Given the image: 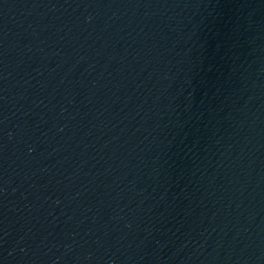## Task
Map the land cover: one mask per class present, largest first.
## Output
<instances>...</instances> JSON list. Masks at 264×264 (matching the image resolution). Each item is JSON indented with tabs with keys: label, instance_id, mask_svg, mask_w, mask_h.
<instances>
[{
	"label": "water",
	"instance_id": "water-1",
	"mask_svg": "<svg viewBox=\"0 0 264 264\" xmlns=\"http://www.w3.org/2000/svg\"><path fill=\"white\" fill-rule=\"evenodd\" d=\"M0 264H264V0H0Z\"/></svg>",
	"mask_w": 264,
	"mask_h": 264
}]
</instances>
